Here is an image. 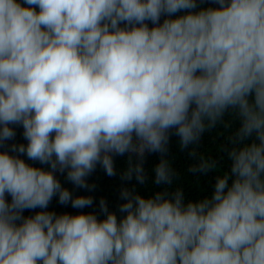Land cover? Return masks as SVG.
<instances>
[{
    "label": "clouds",
    "instance_id": "9594fccd",
    "mask_svg": "<svg viewBox=\"0 0 264 264\" xmlns=\"http://www.w3.org/2000/svg\"><path fill=\"white\" fill-rule=\"evenodd\" d=\"M213 2L0 0V146L22 125L28 143L11 151L49 165L0 152V264H264V0ZM226 113L239 127L211 196L170 191L171 136L187 149ZM145 152L159 154L148 196ZM125 153L139 162L121 176L137 184L121 189L120 216L104 199L103 219L43 210L57 194L93 204L55 171L87 189Z\"/></svg>",
    "mask_w": 264,
    "mask_h": 264
},
{
    "label": "trees",
    "instance_id": "16d2710c",
    "mask_svg": "<svg viewBox=\"0 0 264 264\" xmlns=\"http://www.w3.org/2000/svg\"><path fill=\"white\" fill-rule=\"evenodd\" d=\"M203 7L212 6L204 3ZM150 25L151 22H149V27ZM10 127L13 128L15 136L4 142L3 146H0V152L7 151L9 155H18L30 166L48 170L49 165L41 164L39 161L29 160L26 154H19L18 152L11 151L12 145L19 146L23 144L26 146L28 141L24 138V129L22 125H10ZM238 127L239 122L236 121L230 113H226L222 122L218 123L214 128L205 131L198 144L183 150L179 146L178 138L172 135L169 144L168 159L175 170V177L169 190L173 191L177 188L182 189L185 193L186 200H199L210 197L213 192L216 177L226 172L230 166L225 149L229 147V137L235 133ZM129 156L132 157L133 162H139L137 156L129 153H125L123 156H113L114 167L116 169L115 176H108L104 168L100 164H97L95 170L86 178L90 186L87 189L77 187L72 182L68 181L66 178V171L57 178L62 187L67 188L72 193L73 197L91 196L93 198V204L90 207L76 209L71 206L70 202L68 204H61L57 194L52 198L47 209L43 210L55 212L57 215L64 213L75 215L80 212H93L98 215V218L103 219V213L100 212V200L104 199L109 211L116 212L117 215L120 216L121 214L118 209L120 204L124 202L120 195L121 189L123 187L131 188L133 185L137 184L134 177L131 181L121 179L124 170L128 167ZM201 159L215 162V167L207 174L194 173L191 171ZM158 161V153L145 154L143 166L149 174V179L144 185L139 186V191L144 196L151 195L161 190L160 186L152 182V170ZM7 201L11 202V197L8 198ZM39 211H41L39 208L25 209L22 215L27 218L34 216ZM17 223H20V221H17Z\"/></svg>",
    "mask_w": 264,
    "mask_h": 264
},
{
    "label": "water",
    "instance_id": "95a60500",
    "mask_svg": "<svg viewBox=\"0 0 264 264\" xmlns=\"http://www.w3.org/2000/svg\"><path fill=\"white\" fill-rule=\"evenodd\" d=\"M204 3H206V4H209L210 6H212V7H217L218 5H216L214 2H213V0H204ZM164 18H165V16H161V18H160V22L162 23V21L164 20ZM153 25L151 24L150 25V27H152ZM129 154H133V155H135V156H137L135 153H129ZM145 154H150L149 152H145ZM54 175H55V177L56 178H59L61 175H62V172H60L59 170H57V171H55V173H54ZM11 197V195L10 194H6V200L8 199V198H10Z\"/></svg>",
    "mask_w": 264,
    "mask_h": 264
}]
</instances>
